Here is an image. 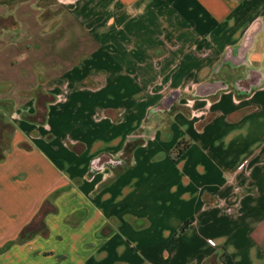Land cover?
<instances>
[{
  "label": "crops",
  "instance_id": "0c3cea01",
  "mask_svg": "<svg viewBox=\"0 0 264 264\" xmlns=\"http://www.w3.org/2000/svg\"><path fill=\"white\" fill-rule=\"evenodd\" d=\"M0 264H264V0H0Z\"/></svg>",
  "mask_w": 264,
  "mask_h": 264
},
{
  "label": "trees",
  "instance_id": "16d2710c",
  "mask_svg": "<svg viewBox=\"0 0 264 264\" xmlns=\"http://www.w3.org/2000/svg\"><path fill=\"white\" fill-rule=\"evenodd\" d=\"M191 145V142H189L188 140H182L180 141L175 149H174V153L177 157L181 156ZM193 222V218L187 220L182 226L181 228L177 231V234H181L184 233L189 226L191 225V223Z\"/></svg>",
  "mask_w": 264,
  "mask_h": 264
}]
</instances>
